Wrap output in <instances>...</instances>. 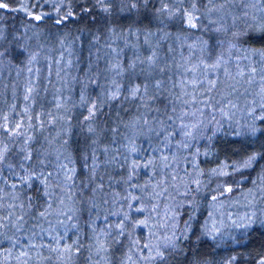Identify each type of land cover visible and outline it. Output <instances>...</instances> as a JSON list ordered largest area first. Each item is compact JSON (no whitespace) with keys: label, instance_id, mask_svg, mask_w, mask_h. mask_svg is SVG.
<instances>
[{"label":"trees","instance_id":"1","mask_svg":"<svg viewBox=\"0 0 264 264\" xmlns=\"http://www.w3.org/2000/svg\"><path fill=\"white\" fill-rule=\"evenodd\" d=\"M3 2L12 9L18 8L22 0ZM23 2L29 13L46 15L35 21L29 13L0 9V32L6 37L0 42V52L5 53L0 57V125L9 129L20 125L23 133L10 137L0 128V143L11 149L7 163L18 164L23 156L20 149L27 148L33 155L30 163L35 165L39 155L48 164L46 170L54 173L50 178L53 195L48 200L52 214L47 221L37 220L36 214L47 207L38 186L11 189L10 185L19 181L4 168L0 169V178L7 183L0 182V217L10 212L23 215L24 229L41 232V227L37 226L40 225L47 230L35 239L28 232L19 234L26 250V241L51 244L56 248L53 235L64 236L60 248L72 246V251L63 255L49 248L29 250L27 264H149L145 259L149 249L141 251L146 242V238L143 241L144 227H135V220L139 218L136 209L143 207L145 210V219L150 225L148 240L152 244L157 238L149 222L154 218L151 211L161 203L160 192H156L155 187L161 184L164 188L172 171L174 181L171 184L189 193L178 200L181 206L176 233L186 235L180 243L183 254L170 255L167 264H260L264 258V227L259 223L264 221L263 215L254 216L255 223L248 229L228 231L224 227L219 234L208 231L206 221L215 200L256 187L264 189V160L250 169L234 171L232 167H225L264 152V135L259 131L256 137L237 134L244 133V126L253 123L249 115L253 110L252 101H261L262 96L251 93L245 115L236 112L228 119L214 117L206 130L194 132L196 146L201 147L205 138L211 137L210 155L198 156L197 167L203 175L199 190L191 181L189 169L195 147H183L185 137L182 134L171 135L179 132L182 123L176 119L179 111H189L192 104L177 106L170 103L173 100L170 94L156 96L159 91L169 92L181 77L183 71L175 68V61L207 59L209 53L215 58L225 55L226 51L230 56L232 52L242 56L246 52L256 58L258 55L248 50H264V40L250 38L261 35V28L246 22L239 0L227 4L221 13L202 15L199 29H190L183 22L160 13L164 3L170 8L173 6L170 0H149L146 10L117 11L111 16L94 9L91 15L95 16V23L79 14L81 6H92L91 0ZM217 3H224V0H217ZM66 6L77 16L66 24L57 25L56 19L65 14ZM198 7L201 12L205 11L199 0ZM249 12L257 19L264 15L259 9L249 8ZM216 27L225 30L216 32ZM201 41H207V48ZM229 44L235 47L230 48ZM149 56L156 64L148 63ZM133 64L135 66L130 67ZM142 81L149 88L141 99L123 98L128 95L126 86ZM156 81L161 82L159 88L153 86ZM116 85L121 86V100L111 101L108 96ZM29 88L33 89L31 93L27 91ZM174 93L178 94L177 90ZM93 102L98 106L91 122L94 132L88 133L84 117L88 114L86 108ZM157 106L165 107L173 119H167L165 113H153ZM189 119L192 118H184ZM150 121L152 123H148ZM255 123L258 129H264V124ZM149 129L160 134L155 135ZM134 164L139 167L134 168ZM145 164L148 166L144 167ZM61 165L74 169L69 173L71 182L64 179L65 170ZM212 169L217 172L223 169L229 175H217ZM14 171L23 175L19 168ZM132 183L137 186L133 194L128 190ZM227 187L232 191L221 194ZM214 196L216 199L212 198ZM26 197L32 198L31 203ZM9 205L16 207L9 208ZM159 210L163 212L161 206ZM61 213L71 215V221ZM59 221L75 224L76 228L64 233ZM119 224L125 225L123 235L119 234ZM162 226L164 232L165 225ZM132 228L140 237L138 241L129 233ZM4 233L5 237L16 239L14 230L5 229ZM100 245L103 249L98 252ZM5 249H10L13 256L19 252L11 247L7 238L0 244V251ZM0 264H23V260L0 257Z\"/></svg>","mask_w":264,"mask_h":264},{"label":"snow or ice","instance_id":"2","mask_svg":"<svg viewBox=\"0 0 264 264\" xmlns=\"http://www.w3.org/2000/svg\"><path fill=\"white\" fill-rule=\"evenodd\" d=\"M171 4L173 5L171 8L168 6L167 3H164L163 6L159 9V12L167 16L169 19L175 18L177 21H181L184 23V25L190 29H199L202 27V22L200 20V17L202 15H205V13L211 14V13H221L225 10V7L227 4L234 3L235 0H224V3H217V0H199V3L204 6L205 11L201 12L200 8L198 7V0H187V6H185V0H170ZM70 3V0H69ZM91 7H84L81 6V12L80 15H83L85 19L89 20L91 23L96 22L95 16L91 15L94 9H99L101 12L106 14V16H111L114 14V12L119 13H132L133 11H140V9H148L149 7V0H91ZM239 4L241 6V15L244 18H247L246 22H252L253 24H256L261 28V35L250 37L252 39L256 40H264V15H261L259 19L255 17V15H252L249 12V8L252 9H259L260 12L264 13V0H239ZM0 9H6L10 11H20L29 13V9L27 7V4L25 2H21L20 6L18 8H9V4L6 2H3V0H0ZM32 19L35 21H40L44 18V15H35L31 14ZM77 16V13H74L71 10L67 9L65 10V14L63 16H60L56 19V24H66L67 21L70 19H75ZM147 18V17H146ZM207 19V16H205ZM223 19V17H221ZM212 24H215V21H209ZM210 31L212 29H209ZM216 32L224 31L225 29L222 27H216L214 29ZM6 37L3 35L2 32H0V42L5 40ZM201 44L204 45L205 48H207V41H201ZM193 47V45H189V48ZM230 48L235 47L234 44H229ZM249 52H252L253 54H256L260 57L262 61H264V50L261 49H249ZM4 52H0V57L4 56ZM33 60H35V56L32 57ZM245 60H248V57H244ZM141 63H144V61H141ZM148 63L149 64H156V60L153 59L152 56L148 57ZM225 60L224 56L221 54L219 56H216L213 58L211 54L209 53L207 56V59H200L199 63L195 65L193 68L187 69L188 72L193 74L194 79L192 81H189L188 83L191 85L193 89V93L198 91L199 86L205 87V92H211L213 88L216 87V81L215 80H209L208 76L209 74L215 73L218 70H221L225 67ZM135 65H130V67H134ZM119 67V66H117ZM246 67L250 69L249 72V83L252 79H254V76H252V73H255V69L252 68L251 64H247ZM199 72V76H196V73ZM237 75L240 77H243L245 73L242 71L238 72ZM202 77V78H201ZM115 83V82H114ZM153 86L155 88H159L161 86L160 81L154 82ZM149 86L143 81L139 84L132 83L125 87V91H127L128 95L123 97L124 99H133V100H139L141 99L147 92H148ZM29 93L33 91L32 88L27 89ZM264 88L260 90L259 93H257V96H262V100H264ZM155 98V97H153ZM25 99H28L26 96ZM108 99L111 101H120L121 100V86L116 85L112 91L110 92ZM185 104H203L204 107L208 108L211 107V105L207 102L206 99H197L195 95H191L190 100L184 101ZM253 110L249 113V115L252 118L253 123L249 125H245V132L244 133H237L238 135H248L251 137H256L257 132L259 131L260 135H264V129H258L256 126V121H259L260 123L264 124V114H261L264 112V102L258 101L254 99L252 101ZM97 105L92 104L91 107L86 108L87 116L84 117V120L88 123L85 125V131L88 133L94 132V129L91 127V122L94 120L96 116V110ZM259 109V111H257ZM173 113L175 114V108L172 109ZM202 109L197 108L196 112H185L181 113L176 116L177 120L183 121L186 116L191 117H197V113L201 112ZM169 120H172L173 118L171 116L168 117ZM5 120H7V117H5ZM147 123V122H145ZM203 124V121H198L196 123H180L179 124V132L178 133H171V135H177L182 134L185 137V143L184 147L189 146V141L191 139H194V132L198 131L201 128V125ZM20 125H15L13 129H9L5 125H0V128H3V131L6 135H9L10 137L15 136H21L23 133L20 131ZM153 132L155 135H159L160 133H156L154 129H149ZM161 132H165L164 129H161ZM168 138V134H165V139ZM31 138H29V141ZM27 144L28 141H25ZM135 151V148L132 149ZM155 151V149H152ZM21 153H23L22 158L20 159L19 163L16 165H13L11 163H7L9 153L11 152V149L8 147L7 144L0 143V169L7 168L9 172H12L13 175L16 177V179L19 181V183H13L10 185L11 189L15 190L18 187L21 188H27L31 189L33 187V184L38 186L40 193H42V198L45 200L47 207L39 211L36 214V219L40 220H48V216H50L52 213L49 211V209L52 208L51 203H48L49 198L53 195V192L50 187V178L53 177L54 173L47 171L48 164L45 163L44 159H40L39 155L37 157V163L34 165L33 163H30L33 160V155L31 151H28L27 148L20 149ZM39 153V150H37ZM261 160H264V152L261 153H254L252 155H249L246 159H242L238 163H233L231 165H226L225 167H232L234 171L240 170V169H250L253 167L254 164L259 166V162ZM50 163V162H49ZM148 163H151L149 161ZM148 165L145 164L144 167H147ZM61 168L65 170V176L64 179L68 182L72 181V176L69 173L74 172V169H67L66 165H61ZM133 167H139V165H133ZM19 168L23 175H19L15 173L14 169ZM217 175H229L226 171L223 169L220 171H216ZM0 182L7 183L6 180H3L0 178ZM194 184L197 186V190H199L200 182L198 180L193 181ZM231 192L232 188L227 187L225 189H222L221 194L223 192ZM13 199H18V197L13 196ZM29 202L31 203V197H26ZM213 199H216V197H212ZM61 204H63V201H60ZM2 207V205H0ZM16 207V205H9V208ZM20 207H23V205H20ZM137 211H141V209L137 208ZM193 211H195V206L193 202ZM61 215H64L65 218L69 221H71L72 216L68 213H61ZM246 221V222H245ZM49 223H51L49 221ZM255 223L252 216H246L245 218H241V223L237 225V227L242 229H248L252 227V225ZM260 226L264 227V221H260ZM24 224V216L23 215H15V213H8L4 215L3 217H0V244H3V241L5 238L8 239L9 243L11 244V247L13 249H19V252L17 255L13 256V253L10 249H5L3 251H0V257H3L4 259H7L8 257H12L15 260H23V264H27V259L30 258L29 256V250H39L40 248H49L50 251L57 252L58 254L63 255V253H70L72 251V246L65 245L64 248H60L59 244L62 239H64L63 235H53L52 240L55 241L57 247L53 248L51 244H40L37 245L35 243H32L31 241H26L27 243V250L24 247V243H22L23 237L19 234L22 232H28V234L32 237V239H35L37 236H40L44 231H47L42 228V226L37 225L41 227V232H36L34 230H26L23 227ZM59 224L63 230L64 233H67L68 231L75 229V224H65L63 221H59ZM146 221H140L139 225L146 226ZM137 225V226H139ZM119 228V234H124V224L117 225ZM10 229L14 230L16 235V239L13 240L12 237H5L4 230ZM78 231V230H77ZM186 239V235L184 232L177 235L175 231L168 236H164L162 239L159 240V243L155 246H150L149 244H144L141 251L144 249H149V252L145 259H149L151 261L157 262V264H167V261L169 259L170 255L177 254L182 255L183 249L180 248V243H182ZM77 251L79 250V243L78 241L75 242ZM103 249V245H100V249ZM154 253V254H153ZM167 254V255H166ZM260 264H264V258L260 260Z\"/></svg>","mask_w":264,"mask_h":264},{"label":"rangeland","instance_id":"3","mask_svg":"<svg viewBox=\"0 0 264 264\" xmlns=\"http://www.w3.org/2000/svg\"><path fill=\"white\" fill-rule=\"evenodd\" d=\"M251 55L252 54H248L246 52L244 53V56L239 54L235 55V53L232 52L230 56L229 51H226L225 55H223L226 62L225 67L215 73L209 74L208 76L209 80L216 81V87L213 88L211 92H205V87L201 85L198 87V91L193 93V89L188 83L189 81H192L194 77L192 73L187 71V69L193 68L195 65H197L200 59L194 60L192 62L175 61L173 62L175 68L183 71L181 77H179L175 83H173L169 92L163 93L162 91H159L156 96L157 98H161L165 97L167 94H170L173 96V100H170V103L174 102L177 106L186 105L184 101L190 100L191 95H195L197 99H206L211 107L206 108L203 104H192L189 111H179V114H181L185 112H196L197 108L202 109L201 112L197 113V117L189 116L192 119L182 121V123H196L198 121H203L199 131L206 130L210 124L214 122V117H225L228 119L236 112H239L241 115H245L248 112V105L251 103V93L254 92L257 95V93H259L260 90L264 88V61H262L259 56L256 58H251ZM245 56L248 57V60L244 59ZM247 64H251L252 68L256 70L255 73H252L254 79H252L250 83L248 82V74L250 69L246 67ZM240 71L245 73L243 77L237 75V73ZM199 75V72H197L196 76ZM261 78L263 80H261ZM255 84L258 85L256 86ZM175 90H177L178 94L174 93ZM261 101L264 102L262 98ZM92 104H94V102L91 103L89 107H91ZM152 112L155 114H168L167 119L170 116V112H168L165 107L157 106L154 110H152ZM148 123L152 122L150 121ZM233 123H236V121H233ZM210 138L211 137H206L205 141L201 143L203 144L201 147L200 145L196 146L197 143H193L196 140L191 139L188 142V147H195L193 152L194 155L191 156V161L189 160V169L192 183L194 180L200 181V179L203 178L201 170L197 167L199 160L198 156L201 155L204 157L210 155ZM160 165L162 166V162ZM162 169L164 170L163 167ZM213 170L214 169H212L211 172H214ZM164 174L166 173H163V175ZM173 178L174 174L172 171V174L170 172L169 176L170 180H167V184L164 188H161V184H158L155 187L158 189L156 192H160L159 201L161 203L157 204V206H154L155 210L153 209L151 211L152 214H154V218L149 222L152 224L151 226L154 229L153 235L157 238V240L152 242V244L151 241L149 242L148 240V238L151 237L149 234L150 225L148 223L146 226L139 225L140 221L148 222L147 219H145L146 215H144V208H139L141 211H139L138 215L139 218H141L139 219L137 217V220H135V227H138L137 225L144 227L143 241L146 238V242H148L147 244L150 246L157 245L160 239L166 235L170 236L173 231L177 232L176 229L178 227V217L180 215V212L178 213V208L181 206V203L178 200L180 198L182 199V196H185L189 192H186L184 189L177 188L175 184H171V182L174 181ZM128 190L131 192V194H133L137 191V186L133 184L128 187ZM160 206L163 208V212L159 210ZM257 214L264 216V189H259L256 187L250 190H243L240 192V194L238 193L234 196H228L226 199L215 200V202H213L211 205V212L209 214L208 220L206 221V228L213 234H219L224 227L226 230L231 231L232 229L239 228L237 225L241 223V218H245L246 216H252L253 218ZM124 215L126 214L124 213ZM162 225H165L164 232L162 230ZM129 233L134 239H137V241L140 238H138L134 228H132ZM143 241H141V243ZM146 260L147 263L150 264L151 260Z\"/></svg>","mask_w":264,"mask_h":264}]
</instances>
